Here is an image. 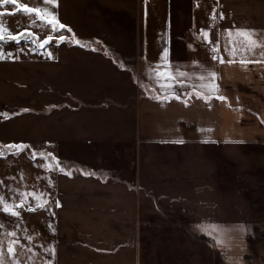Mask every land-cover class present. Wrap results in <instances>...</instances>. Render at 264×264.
<instances>
[{"label": "crops", "instance_id": "0c3cea01", "mask_svg": "<svg viewBox=\"0 0 264 264\" xmlns=\"http://www.w3.org/2000/svg\"><path fill=\"white\" fill-rule=\"evenodd\" d=\"M57 4L66 28L29 50L50 57L0 59V141L63 168L60 215L38 214L29 263L264 264V47L227 35L264 43V0ZM165 48L158 70L186 76L158 81Z\"/></svg>", "mask_w": 264, "mask_h": 264}, {"label": "rangeland", "instance_id": "374dc122", "mask_svg": "<svg viewBox=\"0 0 264 264\" xmlns=\"http://www.w3.org/2000/svg\"><path fill=\"white\" fill-rule=\"evenodd\" d=\"M18 3L27 4L31 7H40L42 9L48 8L51 11V5L44 4L43 0H18ZM0 13H7L6 15L0 16V23H3L8 29V32H11L17 37L16 40L9 39L8 32H6L5 39L0 40V54H3V59L19 60L23 57H50L49 53L43 51L44 49L42 50L43 53H36L35 55L29 50H33L34 47L38 49L43 48L46 45L43 44V41L50 36L49 34H55L56 31H52L50 26H44L38 19L34 24L31 23L22 12L17 11L15 5H0ZM22 32L31 33V35L24 34L21 36L20 33ZM55 40L53 37V40L47 44L55 43ZM2 43L6 44L3 45ZM10 43L19 44L22 48H13L11 45H7ZM42 44L43 46H41ZM21 111L27 112L28 110L25 108ZM15 142H18V140L10 144H16ZM0 145L4 144L0 141ZM49 161H51L50 158L47 160L37 157L33 159L31 148L25 149L19 155L13 154L12 150H5L4 157L0 158V181H2L0 183V196H3L10 204H18L20 200L18 193L35 192L43 193V200L47 201L44 207L37 208L35 212L27 210L29 204H26L24 208L16 209L21 213L19 218L0 212V225H2L0 227V261H2V264H30L28 255L32 250L31 240L35 237V233H33L34 226H41L42 224L38 214L43 213L45 210L56 213V208L60 206L58 189L54 192L55 181L53 180V176L55 175L53 171L48 173V170L41 166L47 164ZM66 170L69 171L68 169ZM56 171L58 173L56 177H59L60 170L56 169ZM70 196H72V193H70ZM29 203L31 206H35L37 201L29 197ZM56 215L58 217L60 213L58 212ZM54 224L55 222H53V226ZM154 227L160 229L159 226ZM13 232L15 236L10 235ZM12 241L25 242L23 246L20 245L18 248L13 246L15 248V254L8 252L9 242ZM139 249L140 251L142 250L141 245ZM16 251L21 254L19 258L15 256ZM23 251H25V255Z\"/></svg>", "mask_w": 264, "mask_h": 264}, {"label": "snow or ice", "instance_id": "6c2138e0", "mask_svg": "<svg viewBox=\"0 0 264 264\" xmlns=\"http://www.w3.org/2000/svg\"><path fill=\"white\" fill-rule=\"evenodd\" d=\"M44 4L47 5H51L53 7L58 6L57 4V0H43ZM15 5L17 7V11L18 12H22L23 15L25 17H27L31 23H35V21L38 19L42 22V24L44 26H50L52 31H60L62 29H65L66 26L62 23L59 22V20L57 19V17L55 16V14L53 12H51L48 8H40V7H31L27 4H19L18 0H0V5ZM7 13H0V16L6 15ZM15 14V13H12ZM213 20L217 19V16L215 14V11L213 12V15L211 17ZM219 19H224L223 14H220ZM67 31L71 32V29L68 28ZM8 32V29L6 28V26L3 23H0V40L5 39V33ZM24 34H29L31 35V33H20L21 36H23ZM200 35L204 38L205 41H207L208 43H211V41L209 40V34L208 32L201 30ZM228 37H229V43L232 44L234 42V38H240L239 42L245 45V49L242 50H247V51H251L257 47H264V43H261L260 41H258L257 39H255L256 37V33L253 30H248V29H236L235 31H228L227 33ZM8 38L12 39V40H16L17 37L16 35H13L11 32H8ZM53 40L52 36H48L44 41L43 44H47L50 41ZM66 40V37H64L63 35H61L59 37V42H63ZM77 44H81V42L79 40H75L74 41ZM43 44L41 46H43ZM81 46H83V44H81ZM213 52H218L219 48L218 46H214L213 47ZM229 54L232 57L236 56V49L235 47H232L229 50ZM262 56H264V53H261ZM4 56L3 54H0V59H3ZM213 59H219L220 63H224V59L223 57H218V56H213ZM160 60L162 62L161 65L157 66V70H153V73L155 74V76L157 77L158 81L163 79V80H175L177 78V76L183 77L186 76L187 74L184 72H179L177 70L176 73H172V72H162L159 71L158 69H160L161 67L163 68H169L170 67V62L168 61V50L167 48L164 49L163 53L160 56ZM228 63H233L235 62L234 60H229L227 61ZM261 61H247L244 59H241L240 63L241 64H247V63H260ZM211 77L213 79V81L215 80V73L211 74ZM201 79H204L203 77H201ZM160 87L164 88V87H172L171 84H164L161 83ZM202 87H207L210 90H216V85L215 84H210V85H203ZM197 98H201V94L200 93H196ZM168 97L165 96L164 99H167ZM176 99H179V97H174ZM218 99L224 100L226 99L225 97H217ZM157 99H160V97H157ZM186 103V101H185ZM26 111V110H25ZM0 115H4L5 118H7V114H0ZM262 123H264V121H262ZM176 143H183V141H175ZM29 145H23V144H10V145H0V158L4 157L5 154V150H12L13 154L15 155H19L21 152H23L25 149L29 148ZM37 156H39L41 159L47 160L49 158H51L52 161H55L54 164H44L41 165L42 167H45L47 170H55V169H59L60 171H63V168L60 166V162L58 160H56L55 157L51 156L50 153H33L32 154V158L35 159ZM70 174V173H68ZM0 183H2V181H0ZM19 195V203H8V201L3 197L0 196V212H3L7 215L13 216V217H17L19 218L21 213L19 211H17L16 209L18 208H24L26 204H29V207L27 208L28 211H32L35 212L37 210V208H42L45 206V204L47 203L46 200H43V193H18ZM29 197H31L33 200H36L37 203L35 206H31L29 203ZM57 206H59V204H57ZM0 227H2V225H0ZM213 231H222L220 229H218L216 226H211ZM10 235L15 236V233H10ZM18 243V241H12L9 243L8 245V252L10 254H15V248L13 247L14 244ZM217 244H223V240L222 239H217L216 241ZM47 251H49L52 255H54L55 253V249L54 248H50L47 249ZM0 264H2V261H0Z\"/></svg>", "mask_w": 264, "mask_h": 264}]
</instances>
